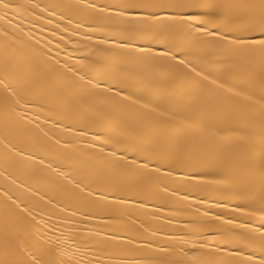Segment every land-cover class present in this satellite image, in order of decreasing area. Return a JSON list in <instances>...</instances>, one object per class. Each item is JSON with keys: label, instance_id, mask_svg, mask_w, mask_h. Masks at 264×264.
<instances>
[{"label": "snow or ice", "instance_id": "6c2138e0", "mask_svg": "<svg viewBox=\"0 0 264 264\" xmlns=\"http://www.w3.org/2000/svg\"><path fill=\"white\" fill-rule=\"evenodd\" d=\"M0 112V264H264V0H0Z\"/></svg>", "mask_w": 264, "mask_h": 264}, {"label": "bare ground", "instance_id": "6f19581e", "mask_svg": "<svg viewBox=\"0 0 264 264\" xmlns=\"http://www.w3.org/2000/svg\"><path fill=\"white\" fill-rule=\"evenodd\" d=\"M63 2L65 3H75L77 2V0H63ZM97 2H103V0H97ZM211 39V38H209ZM228 83H232V81H227ZM212 87H215L214 85ZM220 92H223L224 90L223 89H220L219 90ZM190 104V101L187 97H176L173 99L172 103H169V104H165L163 105L164 107H166L168 109L169 112H171L172 114H174L176 117H179V118H194L195 117V109L193 108H190L188 105ZM99 108L101 109V111L103 112H109L111 113V109L105 105V104H99L98 105ZM89 115H93L92 113H89ZM113 115V118L116 119V120H121V119H124V117L119 114V113H112ZM2 112H0V132H2V128H3V124H2ZM42 122V121H41ZM177 123L179 122L178 120L176 121ZM50 125H45V127H49ZM84 140H91V133H89L88 136L84 137ZM97 145H99V142H96ZM81 149L84 150L85 153H89V152H98L99 151V148L96 147V148H88L86 144H81L79 146ZM3 151V146L2 144H0V152ZM71 151V150H69ZM75 157L77 158V163L85 170H88V171H93L96 169L97 165H96V161L93 160V159H89L87 157V155H83L81 156V154L79 152H76L74 153ZM0 170H2V168H0ZM104 173L105 175L113 178V179H116L118 181H121V182H124L126 181L128 178L127 177H123V176H116L114 175L111 170L109 169H105L104 170ZM4 183V180H3V177L0 176V186H2ZM150 211L152 210L151 208L149 209ZM160 217H165L168 215V211L167 209L161 211L159 214H158ZM185 219V217H176L174 222H173V227H177L178 224L176 223V221H179V220H183ZM91 224H97V223H100L99 221H96V220H93V221H90ZM154 224H160V223H163V220H159V221H153ZM164 237H163V234H160L156 237V239L158 240H162ZM136 258H139V259H147L149 258L148 257V254L147 253H142V254H138ZM198 259H203V257H201L198 253H195L193 254V256L191 257V262L192 264H195V261L198 260Z\"/></svg>", "mask_w": 264, "mask_h": 264}]
</instances>
